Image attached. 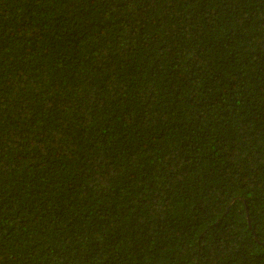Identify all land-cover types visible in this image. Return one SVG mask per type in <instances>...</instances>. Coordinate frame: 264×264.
I'll return each mask as SVG.
<instances>
[{
    "label": "trees",
    "instance_id": "16d2710c",
    "mask_svg": "<svg viewBox=\"0 0 264 264\" xmlns=\"http://www.w3.org/2000/svg\"><path fill=\"white\" fill-rule=\"evenodd\" d=\"M0 264H264V0H0Z\"/></svg>",
    "mask_w": 264,
    "mask_h": 264
}]
</instances>
